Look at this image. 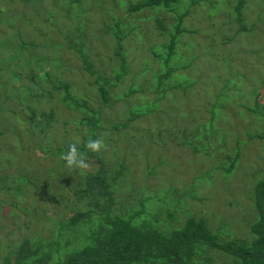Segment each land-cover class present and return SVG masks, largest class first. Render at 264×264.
<instances>
[{
    "label": "rangeland",
    "instance_id": "obj_1",
    "mask_svg": "<svg viewBox=\"0 0 264 264\" xmlns=\"http://www.w3.org/2000/svg\"><path fill=\"white\" fill-rule=\"evenodd\" d=\"M137 1L0 0V264L11 263V250L21 238L54 239L56 220L89 208L73 202L74 188L84 173L100 166L98 157L108 177L115 176L119 164L125 167L112 185L119 215L140 212L136 221L149 219L159 230L179 228L190 217L204 218L220 234L251 238L250 225L258 215L254 186L264 179V115L253 111L256 101L264 112V0H246L242 16L247 30L240 32L234 0H183L178 14L190 4L182 27L193 33L177 38L179 58L173 57L170 66H186L171 78L191 85L167 92L166 80L157 81L164 68L153 52L162 51L167 37L155 18L171 31L177 15L157 9L129 13L127 7ZM117 20L126 34L121 52L128 71L105 106L95 78L70 44H82L96 74L112 79L117 45L105 27ZM22 38L33 45L23 47ZM45 72L52 82L69 83L73 95L100 111L103 130L95 138L106 147L85 156L90 170L69 169L60 156L50 155L57 146L75 143L80 148L90 139V128L79 124L83 114L57 102L58 96L35 101L38 84L52 88L41 83ZM31 73L35 83L26 77ZM129 89L135 92L115 100ZM221 96L219 108L213 109ZM26 105L36 112L34 124ZM133 108L143 114L114 128L128 120ZM51 109L54 120L46 126L40 113ZM231 162L230 173L217 169ZM21 174L23 180L27 175L36 179L31 178L32 188L19 186L15 178ZM229 260L212 255V264Z\"/></svg>",
    "mask_w": 264,
    "mask_h": 264
},
{
    "label": "trees",
    "instance_id": "obj_2",
    "mask_svg": "<svg viewBox=\"0 0 264 264\" xmlns=\"http://www.w3.org/2000/svg\"><path fill=\"white\" fill-rule=\"evenodd\" d=\"M182 1L139 0L130 3L127 7L129 13L144 9H157L177 15L176 23L171 26V31L164 28L161 20L155 18L156 25L167 37L161 48L162 51H153L154 56L158 61H161V66L164 68V71L158 72L156 77L159 84L166 80L167 87L164 90L166 92L185 91L191 85V82L189 84V82L181 80L182 85H179L177 77L171 78V76H176L177 69L186 66V63L177 69L170 66L173 57L178 55L176 59L179 58L177 38L183 33H193V31L184 30L182 23L188 7L194 1L191 0V3L185 6L186 11L178 14L179 4ZM245 4L246 0H234V21L239 32L247 30L242 16ZM122 27L120 20H117L114 26L105 27V33H110L114 38V44L117 45L115 55L118 68L113 70V77L110 80L96 74L92 68L89 54L84 51L82 44L78 46L70 44V47L79 54L85 72L95 78L94 84L98 96L105 106L109 104L111 90L122 85L123 78L128 71L125 55L121 52L122 41L126 36L122 33ZM130 30L135 31L134 26ZM32 45L33 43H26L22 38L23 47ZM26 77L35 83L34 74L31 73ZM40 79L41 83L50 84L52 88L47 90L38 84L35 87V91H37L34 95L35 101L40 102L46 95L50 101H53V97L58 96L57 102L69 110L83 114L78 123L88 125L90 139H96L97 131L103 130L100 124L99 109L89 107L85 100L73 95L69 83L52 82L46 72ZM134 92L135 90L129 89L127 93L124 92L115 97V100L127 98ZM8 98L10 97L7 96L6 99ZM221 98L222 96L216 100L217 102L215 101L213 109L219 108ZM26 106L29 110L28 121L34 124L37 117L36 112L31 105ZM134 109L128 111V120L114 128L126 127L129 120L136 119L143 114V111ZM253 111L264 115L256 101ZM40 117L45 121L46 126H50L54 120V112L52 109L49 113L42 112ZM85 144L86 140L78 150L85 156L93 157L95 153L88 151ZM193 148L197 149V147ZM67 150V145L57 146L50 155L58 157ZM97 160L100 166L91 172L84 173L82 181L78 183L77 188H74L76 201L73 202H80L83 206L88 205L89 208L83 211L76 210L73 216L66 218L65 221L63 219L56 220L59 226L54 239L25 238L22 240L21 238L20 243L18 245L15 243V248L11 250L13 260L11 263L6 262L5 264H212V255L218 258L230 257L229 264H264V179L258 181L254 186V207L258 215L250 225L251 238L249 240L233 239L226 233L220 234L219 231L211 230L204 218L190 217L179 228L159 230L153 226V221L149 219L136 221V218L141 216L140 212H134L127 216L119 215L114 208L115 198L112 185L123 174L125 167L123 164H119L115 176L108 177L104 160L99 157ZM233 168L234 165L231 162L228 166H221L217 169L226 175ZM22 174L15 179L20 182L19 186L25 190L26 187H31L30 184H33L31 178H35L32 175H30L31 177L27 175L26 180H23L25 175ZM6 175L8 174L6 173ZM56 176L59 175L56 174ZM1 184L0 187H2ZM34 186L37 192H40L39 185L35 184ZM65 206L68 207V205ZM83 227L87 229L84 230Z\"/></svg>",
    "mask_w": 264,
    "mask_h": 264
},
{
    "label": "clouds",
    "instance_id": "obj_3",
    "mask_svg": "<svg viewBox=\"0 0 264 264\" xmlns=\"http://www.w3.org/2000/svg\"><path fill=\"white\" fill-rule=\"evenodd\" d=\"M105 147L104 140L99 138L89 139L85 144V148L92 153H99ZM59 158L66 163V167L69 169L87 171L92 167L91 162L78 150L75 143L70 144L67 152L62 153Z\"/></svg>",
    "mask_w": 264,
    "mask_h": 264
}]
</instances>
